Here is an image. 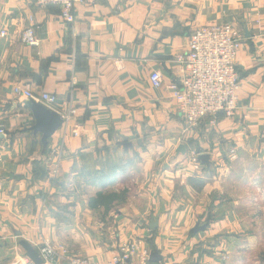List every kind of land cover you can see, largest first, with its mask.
I'll list each match as a JSON object with an SVG mask.
<instances>
[{"label": "crops", "instance_id": "0c3cea01", "mask_svg": "<svg viewBox=\"0 0 264 264\" xmlns=\"http://www.w3.org/2000/svg\"><path fill=\"white\" fill-rule=\"evenodd\" d=\"M75 14L68 24L55 5L0 0V264L25 262L21 239L38 250L52 244L58 264L74 256L112 264L131 243L139 251L126 264H137L141 251L148 264H234L246 231L247 253L258 252L264 0H87ZM223 23L242 38L238 108L189 127L169 87L182 77L177 57L197 27ZM29 25L37 46L22 40ZM156 70L159 88L150 80ZM17 86L76 111L47 147ZM181 144L186 154L177 152ZM245 176L247 200L237 199L234 182ZM123 189L126 200L109 212L89 206L99 192ZM154 250L162 260L151 263Z\"/></svg>", "mask_w": 264, "mask_h": 264}, {"label": "built area", "instance_id": "2783aa9c", "mask_svg": "<svg viewBox=\"0 0 264 264\" xmlns=\"http://www.w3.org/2000/svg\"><path fill=\"white\" fill-rule=\"evenodd\" d=\"M87 0H34L39 7L55 5L60 9L61 18L68 24L76 19L77 5ZM241 34L229 23L197 27L190 35L188 49L177 57L182 67V77L178 82L169 85L173 96L178 100L180 111L189 127H195L207 116H216L225 113L232 117L238 108L240 75L237 69V57L241 45ZM25 44L39 45L36 30L29 25L22 34ZM118 63V61H116ZM151 83L159 88L163 84L162 73L159 70L150 75ZM18 95L27 96L55 109L62 117L64 123L70 122L76 111L74 109L58 110L55 108L56 97L43 93L37 97L29 89L15 87ZM77 132H75L76 134ZM6 132L0 128V136ZM198 162V158H193ZM58 167L53 174H58ZM139 243H131L121 250V254L113 258L112 264H126L129 257L139 251ZM46 264L57 263V251L52 244L46 242L39 250ZM137 264H148L147 254L140 252ZM20 264V263H19ZM29 264L26 259L24 263ZM64 264H93L90 259L82 256L69 258Z\"/></svg>", "mask_w": 264, "mask_h": 264}, {"label": "water", "instance_id": "95a60500", "mask_svg": "<svg viewBox=\"0 0 264 264\" xmlns=\"http://www.w3.org/2000/svg\"><path fill=\"white\" fill-rule=\"evenodd\" d=\"M25 106L30 109L33 114L35 123L32 126V131L34 133L42 134V144L44 147H47L49 143V139L53 136V134L63 125L64 121L61 115L55 110L52 109L45 104L38 102L32 98L27 99L24 102ZM178 153L186 154L187 149L184 145H180L177 149ZM199 159L207 162L209 159L208 155H200ZM155 224L152 220V228H155ZM204 226L197 224L195 227V231L204 230ZM20 236L21 234L18 233ZM20 245L25 251V255L29 260V264H46L40 251L34 247L28 240L21 239ZM162 257L159 255L157 250H154L150 253V261L158 262L161 261Z\"/></svg>", "mask_w": 264, "mask_h": 264}, {"label": "rangeland", "instance_id": "374dc122", "mask_svg": "<svg viewBox=\"0 0 264 264\" xmlns=\"http://www.w3.org/2000/svg\"><path fill=\"white\" fill-rule=\"evenodd\" d=\"M232 175V174H231ZM237 182H234L235 185L232 189L236 191V197L242 198L243 200H247V176L244 178H238ZM243 210L247 211V204L243 207ZM247 217V216H246ZM264 230V228H263ZM262 230V231H263ZM246 235L238 239V244L240 246L245 245L244 251H241V253H237V255L234 256V264H264V247H262L258 252L249 254L247 253V231L245 232ZM264 234V232H262ZM264 246V245H263ZM21 264V263H20Z\"/></svg>", "mask_w": 264, "mask_h": 264}, {"label": "trees", "instance_id": "16d2710c", "mask_svg": "<svg viewBox=\"0 0 264 264\" xmlns=\"http://www.w3.org/2000/svg\"><path fill=\"white\" fill-rule=\"evenodd\" d=\"M41 173V172H40ZM38 174V176L40 175ZM85 174V173H83ZM118 172L117 170L114 171L113 175L117 176ZM43 175V174H42ZM40 175V176H42ZM113 176H111V179L109 178H103L102 183H108L109 181H113ZM128 189H123L120 191H112V192H99L96 196L91 197L89 199V206L93 209H101L104 208L105 212H109L113 208V204L115 202H121L125 201L128 195ZM151 263H154L150 261Z\"/></svg>", "mask_w": 264, "mask_h": 264}]
</instances>
